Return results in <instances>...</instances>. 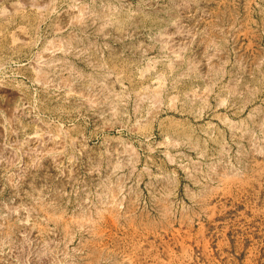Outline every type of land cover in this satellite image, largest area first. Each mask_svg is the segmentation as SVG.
<instances>
[{
	"label": "rangeland",
	"instance_id": "obj_1",
	"mask_svg": "<svg viewBox=\"0 0 264 264\" xmlns=\"http://www.w3.org/2000/svg\"><path fill=\"white\" fill-rule=\"evenodd\" d=\"M0 264H264V0H0Z\"/></svg>",
	"mask_w": 264,
	"mask_h": 264
}]
</instances>
